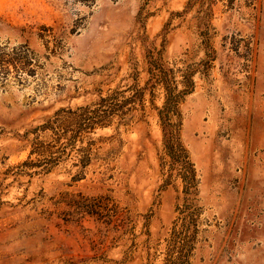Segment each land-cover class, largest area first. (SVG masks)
Here are the masks:
<instances>
[{
    "label": "rangeland",
    "instance_id": "1",
    "mask_svg": "<svg viewBox=\"0 0 264 264\" xmlns=\"http://www.w3.org/2000/svg\"><path fill=\"white\" fill-rule=\"evenodd\" d=\"M0 264H264V0H0Z\"/></svg>",
    "mask_w": 264,
    "mask_h": 264
},
{
    "label": "trees",
    "instance_id": "2",
    "mask_svg": "<svg viewBox=\"0 0 264 264\" xmlns=\"http://www.w3.org/2000/svg\"><path fill=\"white\" fill-rule=\"evenodd\" d=\"M158 81L164 82L166 89V98L162 108L159 110V117L163 130L164 145L169 155L172 157L171 171L174 172L178 169V174L181 175L187 186V184L195 182L196 172L180 140L182 121L178 105L182 97L191 92V89L179 90L176 81H173L169 77V70L166 71L163 69L157 81L154 80L152 85L156 86ZM186 82H189L190 85L193 84L191 79H187ZM176 117L177 120L175 119L174 121Z\"/></svg>",
    "mask_w": 264,
    "mask_h": 264
}]
</instances>
